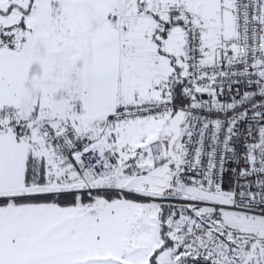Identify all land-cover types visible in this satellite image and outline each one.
<instances>
[{
	"label": "snow or ice",
	"instance_id": "snow-or-ice-1",
	"mask_svg": "<svg viewBox=\"0 0 264 264\" xmlns=\"http://www.w3.org/2000/svg\"><path fill=\"white\" fill-rule=\"evenodd\" d=\"M0 264H264V0H0Z\"/></svg>",
	"mask_w": 264,
	"mask_h": 264
}]
</instances>
